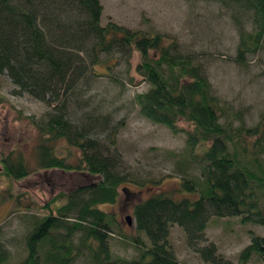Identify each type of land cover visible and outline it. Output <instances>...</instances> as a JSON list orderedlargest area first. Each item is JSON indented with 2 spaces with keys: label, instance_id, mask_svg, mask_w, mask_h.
<instances>
[{
  "label": "trees",
  "instance_id": "16d2710c",
  "mask_svg": "<svg viewBox=\"0 0 264 264\" xmlns=\"http://www.w3.org/2000/svg\"><path fill=\"white\" fill-rule=\"evenodd\" d=\"M217 1L252 14L251 31L240 30L237 61L244 64L248 53L264 48V0ZM102 12L100 0H0V74L18 91L52 108L45 121L36 123L40 138L35 166H29L22 153H11L1 159L4 171L14 180L49 169L88 178L61 194L66 203L54 197L40 207L41 216L34 214L22 264H74L86 252L91 264H179L168 242L175 224L205 262L232 264L218 257L214 244L199 245L207 241L214 216H236L244 224L264 226V111L255 125L242 119L236 125L240 116L228 114L203 67L183 53L178 42L115 22L102 25ZM116 51L127 60L133 54L140 57L136 70L149 85L135 96L141 115L174 133L185 132L183 161L201 171L199 178H181L179 197L151 192L135 203L133 241L141 250L133 259L112 254L109 238L116 219L99 206L116 203L122 184L142 183L119 172L118 154L97 153L88 125H76L69 117L79 84ZM106 68L112 76L113 67ZM117 133L111 134L112 144ZM59 141L68 146L63 147L65 154L58 153ZM254 255L264 261V236L251 237L238 264H248ZM10 258L0 238V264Z\"/></svg>",
  "mask_w": 264,
  "mask_h": 264
},
{
  "label": "rangeland",
  "instance_id": "374dc122",
  "mask_svg": "<svg viewBox=\"0 0 264 264\" xmlns=\"http://www.w3.org/2000/svg\"><path fill=\"white\" fill-rule=\"evenodd\" d=\"M103 6L102 25L115 22L148 34H164L178 42L180 50L192 56L203 67L212 83V90L228 114L239 115L248 126L255 125L264 111V48L248 53L245 63L237 61L240 30L251 31V13L236 5L228 7L217 0H100ZM119 51L102 58L104 64L87 76L78 87L69 107V117L76 125H88L95 138L97 153L119 155V172L142 184H122L114 204L99 207L113 213L114 232L109 238L114 257L133 259L140 248L133 241L135 231L126 217H132L135 203L151 192L177 195L182 177L199 178L198 166L184 160L186 133H174L165 125L156 124L140 113L136 94L149 88L137 73L140 60H130ZM109 61L105 62L104 60ZM107 65L112 66V76ZM0 233L10 250L7 264H22L27 254L25 238L32 227L34 214L52 198L66 203V194L88 179L84 174L60 169L36 171L27 178L8 177L2 157L22 153L29 166H35L40 133L37 122L45 121L52 109L27 93L20 92L6 74H0ZM183 128L187 124L182 123ZM117 131L115 144L111 134ZM64 141L58 142V153L65 154ZM63 149V150H62ZM94 150V151H95ZM112 157V156H111ZM186 192H182L185 194ZM40 210V211H39ZM253 235L264 236V226L242 223L240 217H212L207 241L199 247L214 244L218 257L232 264L239 263L241 251L250 245ZM141 239L149 245L144 235ZM168 242L179 264L205 262L187 242L185 231L172 225ZM225 263V262H223ZM74 264H91L83 254ZM248 264H264L253 256Z\"/></svg>",
  "mask_w": 264,
  "mask_h": 264
},
{
  "label": "water",
  "instance_id": "95a60500",
  "mask_svg": "<svg viewBox=\"0 0 264 264\" xmlns=\"http://www.w3.org/2000/svg\"><path fill=\"white\" fill-rule=\"evenodd\" d=\"M126 220H127L129 225L133 224V218L132 217H130V216L126 217Z\"/></svg>",
  "mask_w": 264,
  "mask_h": 264
}]
</instances>
